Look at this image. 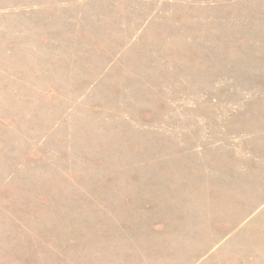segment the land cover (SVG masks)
<instances>
[{
  "label": "rangeland",
  "instance_id": "1",
  "mask_svg": "<svg viewBox=\"0 0 264 264\" xmlns=\"http://www.w3.org/2000/svg\"><path fill=\"white\" fill-rule=\"evenodd\" d=\"M0 264H264V0H0Z\"/></svg>",
  "mask_w": 264,
  "mask_h": 264
}]
</instances>
